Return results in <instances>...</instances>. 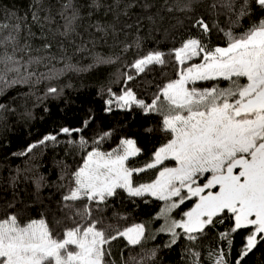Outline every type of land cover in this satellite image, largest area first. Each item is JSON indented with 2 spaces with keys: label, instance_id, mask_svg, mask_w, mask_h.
<instances>
[{
  "label": "trees",
  "instance_id": "trees-1",
  "mask_svg": "<svg viewBox=\"0 0 264 264\" xmlns=\"http://www.w3.org/2000/svg\"><path fill=\"white\" fill-rule=\"evenodd\" d=\"M223 4L224 0H0V218L14 213L27 222L43 216L62 232L73 226V219L80 221L65 208L62 197L73 186L72 174L88 151L109 152L130 138L141 149L130 166L150 162L169 138L162 116L135 105L109 106L107 101L130 89L137 99L150 103L160 88L178 78L174 55L167 53L189 38H202L210 48L223 47L225 31L239 34L259 17L253 12L235 24L234 11ZM199 19L209 25L207 34L193 26ZM156 51L166 54L165 63L137 72L136 60ZM213 84L228 87L223 80L196 86ZM63 128L72 131L66 134ZM48 135L56 140L39 143ZM33 144L36 147L27 151ZM156 174V169H148L133 180L146 183ZM88 203L76 201L72 211ZM192 203L175 209L173 217L179 218ZM162 205L154 197H130L123 190L98 208L89 205L93 217L111 234L130 225L145 226L140 244L130 245L118 236L106 245L107 264H216L221 256L223 264H264V241L241 259L251 228L222 237L234 225L231 214L223 216L222 223L217 218L194 241L177 230L181 235L168 246L171 236L159 231L162 221L157 219Z\"/></svg>",
  "mask_w": 264,
  "mask_h": 264
},
{
  "label": "snow or ice",
  "instance_id": "snow-or-ice-1",
  "mask_svg": "<svg viewBox=\"0 0 264 264\" xmlns=\"http://www.w3.org/2000/svg\"><path fill=\"white\" fill-rule=\"evenodd\" d=\"M223 6L234 11L235 24L253 12L259 17L239 34L225 31L223 47L210 48L202 38H189L167 53L174 55L178 78L160 88L150 103L137 99L130 89L107 101L109 106L114 102L122 108L135 105L145 113L162 116V129L169 138L151 161L143 167L130 166L131 158L141 153L134 139H122L119 147L109 152L88 151L72 174L73 186L62 197L65 208L83 222L73 219V226L61 232L43 216L22 222L16 214H6L0 218V264H107L110 252L105 246L118 236L130 245L140 244L143 224L111 234L103 221L92 215L89 205L98 208L116 196L117 190L130 197L148 195L163 202L157 219L164 221L159 231L171 236L168 246L181 235L177 229L194 241L217 218L222 223L226 214H231L234 225L221 234L224 239L239 229L251 228L241 259L264 241V0H224ZM193 26L205 34L210 31L203 19ZM165 55L151 52L133 67L143 72L153 63L162 65ZM194 58L200 62L188 63ZM219 80L227 81L228 87L196 86L201 81ZM61 131L70 134L72 130ZM49 140L55 141L56 136H45L39 143ZM80 143L84 146L87 142L81 139ZM35 147L33 144L27 151ZM148 169L157 170L155 178L134 183V175ZM82 200L89 203L73 212L74 203ZM187 201L193 202L190 209L180 219L173 218L172 212ZM216 264H223L222 256Z\"/></svg>",
  "mask_w": 264,
  "mask_h": 264
},
{
  "label": "rangeland",
  "instance_id": "rangeland-1",
  "mask_svg": "<svg viewBox=\"0 0 264 264\" xmlns=\"http://www.w3.org/2000/svg\"><path fill=\"white\" fill-rule=\"evenodd\" d=\"M186 41V40H185ZM181 46V45H180ZM179 46V47H180ZM148 55V54H147ZM146 56V55H145ZM144 57V56H143ZM143 57H141V58H143ZM141 58H139V59H141ZM137 61V60H136ZM188 63H199V62H197L196 61V58H194L192 61H189ZM123 94V93H122ZM121 94V95H122ZM113 100H115V97H113L112 98ZM115 104V103H114ZM117 105V104H116ZM118 106V105H117ZM119 107V106H118ZM120 108H122V107H120ZM125 139H130V138H125ZM119 147V146H118ZM117 147V148H118ZM116 149V148H115ZM158 149V148H157ZM86 158V157H85ZM166 163L168 164V166H173L170 162H167L166 161ZM83 164V163H82ZM149 182H151V181H149ZM146 183H148V182H146ZM145 196H148V195H145ZM152 197V196H151ZM155 198V197H154ZM162 204H163V202H162ZM162 207H163V205H162ZM190 209V208H189ZM172 217H173V215H172ZM182 217V215L179 217V218H175V219H180ZM174 218V217H173ZM161 221H162V223H161V225H160V227L163 225V223H164V221H163V219H161ZM136 225V224H135ZM131 226H133V225H130V226H126V227H123V228H120L119 230H117V231H123L124 229H126V228H129V227H131ZM177 230H180V229H177ZM116 231V232H117ZM182 231V230H181ZM116 232H114V234L116 233ZM127 240V239H126Z\"/></svg>",
  "mask_w": 264,
  "mask_h": 264
}]
</instances>
